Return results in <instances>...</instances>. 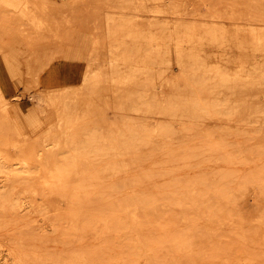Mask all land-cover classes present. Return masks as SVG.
Instances as JSON below:
<instances>
[{"label":"rangeland","instance_id":"rangeland-1","mask_svg":"<svg viewBox=\"0 0 264 264\" xmlns=\"http://www.w3.org/2000/svg\"><path fill=\"white\" fill-rule=\"evenodd\" d=\"M30 1L27 17L0 6V35L7 28L17 30L19 47L24 53L19 67L15 68L4 63L6 51H0V86L12 105L36 114L40 126L33 132L34 128L25 122L27 119L8 118L0 109V155H16L10 148L11 142L34 145L49 131L59 133L62 122L50 102L55 100L54 97L63 96L71 107L72 116L77 118L75 121L80 124L82 145L95 137V147L102 151L90 152V158L86 160H76L71 156L82 153L69 149L72 137L58 134L57 140L63 151L55 152L60 156L58 165L52 169L67 162H79L76 169L88 174L118 171L121 157L114 151L105 150L104 139L110 128L122 132L126 123H139L154 132L161 126L172 125V118L157 110L167 106L168 99L174 98L177 105L181 99L189 98L191 89L181 87L184 79L181 68L195 69L191 61L199 59L200 66L193 73L204 80L200 88L201 101L215 106L217 113L202 115L192 130L173 134L163 141L161 138L155 146L141 147L140 159L159 154L165 142L193 139L200 141L203 155L207 153L204 143L215 139L224 147L213 152L217 157L214 160L216 166L209 169H205L204 164L199 166L200 171L208 173V186L217 184L209 173L219 171L235 174L232 181L218 183L220 185H248L247 181L253 180V184L264 186V54L261 53L264 46L253 57L254 54L249 52L240 54L232 44V35L237 32L255 29L256 33L264 35V0H244L243 5H236L242 19L234 20L229 18L233 0H193L195 3L172 0L167 4L152 0ZM184 1L188 2L187 10L180 6ZM154 9L159 12L150 13ZM29 17L37 23L30 22ZM249 17L260 19V22L250 23ZM40 21L42 24L38 28ZM238 58H245L246 63H238ZM89 66L102 74L91 90L82 86ZM219 75L229 78L232 89L221 85ZM258 77H262L260 85L253 87V81L257 82ZM42 106L47 108L46 112H40ZM150 107L152 110L148 111ZM180 121L190 123L187 119L180 118ZM38 146L43 148L40 143ZM44 153L38 151V170L45 168L41 158ZM219 164L226 166L219 167ZM251 172L256 175L249 179L247 174ZM3 180L4 174H0V182ZM91 186L104 187L103 194L109 197L110 188L122 184L116 175H111ZM90 201L100 200L92 196ZM111 201L120 202V199ZM249 205H254L253 197ZM18 215V223L12 222L18 233L50 232L46 222L38 219L25 225L21 223L27 219L24 212ZM218 241L226 245L227 251L237 248L232 238L223 237ZM193 246L200 247L196 238Z\"/></svg>","mask_w":264,"mask_h":264},{"label":"bare ground","instance_id":"bare-ground-1","mask_svg":"<svg viewBox=\"0 0 264 264\" xmlns=\"http://www.w3.org/2000/svg\"><path fill=\"white\" fill-rule=\"evenodd\" d=\"M152 1L167 4L172 0ZM244 2L233 0L230 19H242L235 6ZM29 4L30 0H0V6L21 17H27L31 9ZM180 6L183 10L189 8L185 1ZM158 12L159 9L150 11L152 14ZM28 19L37 23L34 18ZM248 22L256 23L260 19L249 17ZM38 23L40 28L42 22ZM3 31L0 51H6L4 63L18 68L24 54L19 47L20 34L13 28ZM263 42L264 35L256 33L255 29L232 35L236 50L240 54L252 53L253 57L264 46ZM261 53L264 54V49ZM200 61L194 59L191 63L197 68ZM238 61L242 65L246 63L245 58H238ZM196 68H181L184 73L181 87L191 89L189 98L181 99L177 105L174 98L168 99V105L157 110L159 114L172 118V125L161 126L154 132L139 123H126L122 132L110 128L104 139L105 150L114 151L121 157L118 171L88 174L76 169L79 162H67L56 170L52 169L58 165L60 156L55 152L63 151L57 140L58 134L72 137L69 149L82 153L71 156L76 160H86L90 158V152L102 151L96 149L95 137L82 145L80 124L72 116L71 107L63 96L52 98L55 100L50 103L62 122L59 133L49 131L34 145L11 142L10 148L16 155H0V174H4V180L0 182V264H264V186L248 179V185L218 184L232 181L235 174L227 171L209 173L217 184L208 186L207 171L203 173L199 169L202 164L205 169L216 166L214 160L217 157L213 152L223 147L221 141L211 139L205 142L207 153L203 155L198 140L165 142L159 154L140 159L141 147L155 146L154 143L161 138L163 141L173 134L192 130L202 115L217 113L215 106L201 101L200 88L204 80L193 73ZM101 76L100 71L96 73L89 66L83 88L91 90ZM218 77L222 86L232 89L228 77ZM262 77L253 81L254 84L249 83L253 87L259 86ZM10 102L0 86V109L8 118L24 117L35 132L40 126L37 115L26 113L19 105ZM41 108L40 112L47 111V108ZM151 110L152 107L148 108ZM180 118L190 123H182ZM39 143L43 148L38 146ZM37 150L45 152L41 155L45 162L43 170L37 169L36 163L40 160ZM178 151L181 153L177 154ZM111 175H116L122 186L110 188L109 197L103 194L104 187L96 189L91 186ZM247 175L252 179L256 172ZM126 183H131L130 187L125 186ZM92 196L100 201L91 202ZM251 197L254 205H249ZM112 199H120V202ZM20 212H24L23 216L27 218L21 223L28 225L40 219L50 226V232L18 233L12 222L18 223ZM223 237L232 238L237 248L227 251L226 245L218 241ZM195 238L200 247L193 246Z\"/></svg>","mask_w":264,"mask_h":264}]
</instances>
